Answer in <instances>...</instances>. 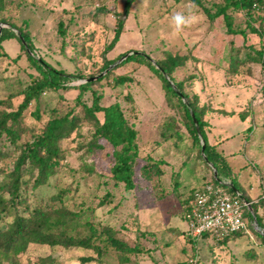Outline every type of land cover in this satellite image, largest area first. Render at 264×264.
<instances>
[{
	"label": "rangeland",
	"instance_id": "obj_1",
	"mask_svg": "<svg viewBox=\"0 0 264 264\" xmlns=\"http://www.w3.org/2000/svg\"><path fill=\"white\" fill-rule=\"evenodd\" d=\"M125 1L2 2L0 33L11 30L21 37L16 29L21 28L35 57L56 69L84 76L66 82L67 87L44 91L20 118L22 141L40 133L51 117L70 113L78 118L74 131L60 142L61 165L48 182L33 188V177L26 174L31 177L30 203L52 202L51 196L63 191V205L80 214L79 224L70 221L64 228L67 234L81 237L89 232L83 224L88 219L99 231L111 227L116 238L135 248L124 253L108 246L98 255L81 247L30 244L18 257L20 264H33L45 255H50L51 264H264V241L258 236L264 235V67L245 62L236 74L228 70L230 56L242 58L248 47L264 48V35L252 33L247 23L250 20L264 31V6L250 10L252 18L245 10L228 9L233 28L245 30L242 36L227 32L222 15L210 19L190 0H134L124 13ZM202 2L211 12L216 4H224V0ZM177 12L195 16V22L182 32H174L170 24ZM120 20L119 39L106 50ZM242 44L246 46L237 52ZM132 51L153 61L168 52L186 56L173 78L183 83L190 97L197 96L200 105H209L204 117L207 139L231 169L236 186L256 204L260 225L249 220L247 231L223 241L209 236L190 238L183 199L201 185V169L209 168L187 130L181 104L176 97L165 96L159 76L141 59L123 63L121 55ZM106 62L111 63L103 70ZM40 77L18 37L1 42L0 100L6 102L0 109L15 110L23 90ZM90 77L96 78L80 92L75 86ZM117 77H125L123 84H115ZM94 100L101 106L119 103L136 128L132 188L112 178L113 147L104 139H94L93 122L84 118V105L91 106ZM36 106L39 117L32 113ZM96 114L102 120L103 113ZM1 147L5 152L0 156V170L7 173L21 150L8 144ZM124 254L129 257L127 262L120 260ZM87 256L93 260L82 262Z\"/></svg>",
	"mask_w": 264,
	"mask_h": 264
},
{
	"label": "trees",
	"instance_id": "obj_2",
	"mask_svg": "<svg viewBox=\"0 0 264 264\" xmlns=\"http://www.w3.org/2000/svg\"><path fill=\"white\" fill-rule=\"evenodd\" d=\"M0 0V8L2 2ZM196 5L202 7L204 13L213 19L218 16H223L226 23L227 32L229 34L245 35L244 29H234L232 25V16L228 13L229 8L245 10L246 14L252 18L250 10L261 8L264 6V0H224V4L215 5V12H211L202 0H190ZM134 0H126L124 13H127L130 5ZM252 21L247 20L248 27L252 33L264 35V31L254 27ZM1 23V21H0ZM16 28L14 26H11ZM21 37L16 35L11 30H4L0 33V44L4 40L12 37H18L21 42V48L27 50L28 59L32 66L40 73L41 77L33 79L32 83L27 86L23 92L22 101L19 103L15 110L0 109V156H4L3 145H11L15 148H20V155L16 159L14 166L7 173H3L2 169L0 174H5L0 181V261H6L9 264H20L18 257L26 252L30 244L38 245H62L64 247H81L84 249H91L98 255H101L106 247H112L124 253H131L135 251L134 247H130L124 241L119 240L114 236V231L111 227H104L100 231L88 219H84V226L88 228L87 233L81 237L72 236L66 233L64 228L69 226L70 221H75L79 224L80 214L67 209L63 203V191L58 192L56 195L51 196L50 201H39L35 204L30 203L28 197V189L31 177H26L30 174L32 179V187L45 185L48 182L58 166L61 165L62 150L60 142L62 139L68 137L78 124L77 116H71L66 113L63 116H54L47 120L42 131L35 134L29 141H22L20 127V118L24 111L32 104V101L38 103L40 95L49 89H58L65 87V83L76 79H84V76L78 74H70L63 70L56 69L41 57H35L33 47L29 42L28 36L21 28H16ZM122 31V20H120L115 29L114 37L106 50H110L117 40L119 39ZM24 39V41L21 40ZM244 44L236 48L237 52ZM244 56H230L228 70L236 74L240 64L259 63L264 67V48L255 49L248 47ZM128 53V52H126ZM122 54L121 56L125 55ZM19 56V55H18ZM17 56V57H18ZM141 59L146 65L153 70L162 82V88L165 96L176 97L183 108L185 115V124L187 130L191 134L193 141L199 145V157L205 162L209 171H206L203 179L206 182L221 183L228 181L229 185H224L230 192H240V196L248 201L251 208H245V218L247 225L249 220H256L260 225V218L257 216V206L254 204L246 194H244L235 184L236 179L231 177V169L225 163L222 155L216 151L215 146L211 145L207 139L205 126L207 121L204 119L205 114L208 112L207 104L200 105L198 97H190L183 88V83L175 81L173 73L177 67L183 65L186 61V56L173 55L166 53L165 57L153 61L148 55L132 51L124 60V62ZM111 62H106L103 70L110 65ZM99 79H102V77ZM125 77L115 78V84H123ZM92 81H85L77 86L80 92L86 90ZM67 87V86H66ZM6 100H0V105L5 104ZM9 105V103H8ZM10 106V105H9ZM84 118L93 122L94 139H104L113 147V158L115 162L111 167L112 178L117 182H123L127 188L133 186V165L135 157L137 156V131L136 128L128 122L123 109L119 103L115 102L107 106H101L97 100H94L91 106L84 105ZM97 112L103 113L102 120L97 116ZM32 113L39 117V108L36 106ZM71 116V117H70ZM241 120H244L241 118ZM201 139L204 140L205 148L204 154L201 152ZM93 143H96L93 141ZM98 147L102 145L96 144ZM28 164V165H27ZM27 165V166H26ZM25 167V168H24ZM145 176L149 177V166L144 167ZM214 170L217 175L214 176ZM157 172L161 173L157 168ZM203 183V184H204ZM202 184V185H203ZM31 187V189H32ZM235 187V189H233ZM237 189V190H236ZM194 190V189H193ZM25 192V194H24ZM6 194L7 196H3ZM188 197L183 199V207L186 204ZM58 203H55V201ZM10 220H6V218ZM184 217V216H183ZM244 230L232 234L225 240L244 233ZM104 235V237L102 236ZM190 236V235H189ZM202 236H208L206 233ZM264 241V235L259 233ZM191 239L197 237L190 236ZM93 260V257H82V262ZM122 262L129 260L128 255H120ZM52 259L50 255L40 256V258L33 264H51Z\"/></svg>",
	"mask_w": 264,
	"mask_h": 264
},
{
	"label": "built area",
	"instance_id": "obj_3",
	"mask_svg": "<svg viewBox=\"0 0 264 264\" xmlns=\"http://www.w3.org/2000/svg\"><path fill=\"white\" fill-rule=\"evenodd\" d=\"M224 185L229 182H206L190 193L183 213L188 235L200 237L206 233L215 241H223L236 232L247 231L248 203Z\"/></svg>",
	"mask_w": 264,
	"mask_h": 264
},
{
	"label": "clouds",
	"instance_id": "obj_4",
	"mask_svg": "<svg viewBox=\"0 0 264 264\" xmlns=\"http://www.w3.org/2000/svg\"><path fill=\"white\" fill-rule=\"evenodd\" d=\"M194 22V15H185L182 12H177L172 16L170 24L174 32H182L186 27H190Z\"/></svg>",
	"mask_w": 264,
	"mask_h": 264
},
{
	"label": "water",
	"instance_id": "obj_5",
	"mask_svg": "<svg viewBox=\"0 0 264 264\" xmlns=\"http://www.w3.org/2000/svg\"><path fill=\"white\" fill-rule=\"evenodd\" d=\"M21 40L22 41H24V39L23 38H21ZM130 53H126L125 55H123L122 56V58L121 59H125L128 55H129ZM111 66H109V68H110ZM104 74V72L103 73H101L100 75H98L99 77L100 76H102ZM96 77H90V78H87L86 80H83V82L82 83H84L85 81H92V80H94ZM201 153L202 154H204L203 152H204V148H205V143H204V140L203 139H201ZM216 175H217V172H216V170H214V176L216 177ZM233 189H235V187L233 188ZM246 203H248V207L249 208H251V205H250V203L248 202V201H246L244 198H242Z\"/></svg>",
	"mask_w": 264,
	"mask_h": 264
},
{
	"label": "crops",
	"instance_id": "obj_6",
	"mask_svg": "<svg viewBox=\"0 0 264 264\" xmlns=\"http://www.w3.org/2000/svg\"><path fill=\"white\" fill-rule=\"evenodd\" d=\"M222 116H223V115H222ZM200 173H201V175H202V177H203V175L205 176L206 171H205V170L203 171V170L201 169V172H200ZM204 181H205V180L202 178V183H201V185L204 183ZM201 185H200V186H201ZM200 186H198V187H200ZM194 189H195V188H194ZM192 191H193V190H191L188 194H186V196L184 197V199H185L186 197H188Z\"/></svg>",
	"mask_w": 264,
	"mask_h": 264
}]
</instances>
